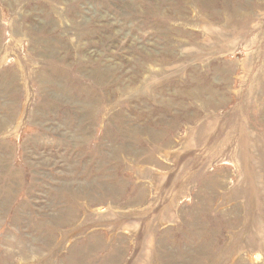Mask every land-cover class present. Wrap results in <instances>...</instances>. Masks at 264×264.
I'll list each match as a JSON object with an SVG mask.
<instances>
[{"label":"rangeland","instance_id":"374dc122","mask_svg":"<svg viewBox=\"0 0 264 264\" xmlns=\"http://www.w3.org/2000/svg\"><path fill=\"white\" fill-rule=\"evenodd\" d=\"M0 264H264V0H0Z\"/></svg>","mask_w":264,"mask_h":264}]
</instances>
